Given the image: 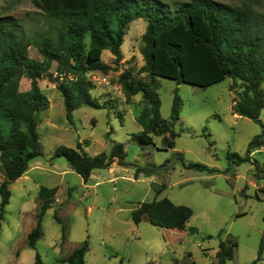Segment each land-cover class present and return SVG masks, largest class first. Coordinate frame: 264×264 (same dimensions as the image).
I'll list each match as a JSON object with an SVG mask.
<instances>
[{
  "label": "rangeland",
  "instance_id": "rangeland-1",
  "mask_svg": "<svg viewBox=\"0 0 264 264\" xmlns=\"http://www.w3.org/2000/svg\"><path fill=\"white\" fill-rule=\"evenodd\" d=\"M162 1L173 5L189 0ZM217 1L235 4L240 0ZM38 12L31 0H0V15L14 16L34 31L30 23ZM146 28L144 19L129 25L122 47L128 59L121 62L119 72L88 74L91 95L101 107L78 108L73 123L67 119L56 88V75L48 73L39 80L50 101V108L39 114L43 154L31 161L27 179L10 186L0 236V264H34L37 254L44 264H68L72 251L84 241L89 243L86 264H219L220 242L228 240L237 241L238 246L226 264H264V148L249 155V161L229 157H246L249 143L262 133L259 124L235 114V100L244 85L238 81L232 90L229 77L209 88L157 78L163 119L172 121L176 94L182 101L180 120L174 125L176 147L167 148L165 136H154L151 145L140 144L133 136L143 129L138 121L143 96L128 103L118 76L133 67L138 71L145 64L140 49ZM30 54L42 60L34 47ZM105 54L104 61L113 56L107 50ZM137 78L150 80L147 73ZM30 86V80L24 78L20 89L26 91ZM260 119L264 123V109ZM0 126L7 134L9 123L2 121ZM79 141L87 142L83 152L89 157L109 153L115 143L123 144L126 166L97 169L85 184L66 158L55 156L60 146L76 148ZM189 164L215 171L189 168ZM137 169L142 170L138 179ZM3 181L0 163V185ZM42 187L56 190L50 193V207L43 217L44 237L32 249L29 234L37 226ZM163 198L193 210L185 230L155 227L148 217L139 225L133 222L132 212L141 203ZM1 203L0 195V211Z\"/></svg>",
  "mask_w": 264,
  "mask_h": 264
},
{
  "label": "trees",
  "instance_id": "trees-1",
  "mask_svg": "<svg viewBox=\"0 0 264 264\" xmlns=\"http://www.w3.org/2000/svg\"><path fill=\"white\" fill-rule=\"evenodd\" d=\"M31 1L39 11L30 23L35 31L26 28L14 16L0 15V125L2 121L9 123L7 134L0 126V163L5 174L0 185V236L5 208L11 198L10 186L24 176L32 160L43 154L38 131L39 114L49 109L50 101L41 90L39 80L48 73L52 77L56 75V88L71 123L78 108H100L91 95L88 74L119 72L124 60L125 36L135 20L147 21L140 49L145 64L138 71L133 67L118 76L128 103L138 94L143 96V107L138 116L143 129L133 136L134 140L151 145L154 136H165L164 145L170 149L176 147L174 125L180 120L182 101L176 94L172 121L163 119L157 78L170 79L179 85L209 88L229 77L233 79L232 90L238 81L244 85L235 100V114L262 128V133L249 143L246 157L238 154L229 157L236 158L237 162L249 161V155L264 146V123L260 119L264 109V12L261 10L264 0H240L235 4L189 0L173 5L162 0ZM33 47L42 60L31 57ZM106 50L114 56L113 64L102 60ZM143 73H147L150 80L137 78ZM24 78L31 82L27 91L20 89ZM85 143H78L76 148L60 146L55 152L56 157L67 159L71 169L82 177L85 184L97 169H110L114 163L126 166L123 144L115 143L109 153L89 157L83 152ZM187 166L215 171L201 164ZM141 171L137 169L136 179ZM55 190L45 187L40 190L42 205L37 226L29 234L32 249H36L37 242L44 237L43 217L50 207V193ZM145 216L155 227L183 231L193 216V210L163 198L143 202L132 212L136 225L142 223ZM237 246L235 240L221 241L216 254L219 264L232 259ZM88 251L89 243L84 241L72 251L67 263L86 264ZM34 264H44L39 254Z\"/></svg>",
  "mask_w": 264,
  "mask_h": 264
},
{
  "label": "crops",
  "instance_id": "crops-1",
  "mask_svg": "<svg viewBox=\"0 0 264 264\" xmlns=\"http://www.w3.org/2000/svg\"><path fill=\"white\" fill-rule=\"evenodd\" d=\"M106 53V51H104V53H103V56H102V60L104 61V57H105V54ZM125 57V56H124ZM107 58H108V61H104L106 64H112L111 62H113V60H114V56H107ZM128 58L127 57H125V59H124V61L123 62H125L126 60H127ZM121 73V72H120ZM27 91V90H26ZM139 95V94H138ZM136 97V96H135ZM133 100V99H132ZM50 108V107H49ZM80 143H82V141H79ZM263 148L264 147H262V148H260L259 150H255V151H253V153L254 152H256V151H263ZM252 153V154H253ZM118 164L117 163H114L113 164V166L110 168V170H114L115 169V167L117 166ZM120 166V165H119ZM30 168L31 167H29V170L28 171H30ZM28 171L24 174V176H22L19 180H17V181H20V180H22V179H27V174H28ZM3 174H4V171H3ZM93 175V174H92ZM92 177V176H91ZM4 179H5V174H4ZM90 180H91V178H90ZM89 180V181H90ZM16 181V182H17ZM41 190V189H40ZM39 199H40V192H39ZM41 200V199H40ZM41 202H42V200H41ZM145 217H147V216H145ZM144 217V218H145ZM144 220V219H143ZM186 228H187V226H186Z\"/></svg>",
  "mask_w": 264,
  "mask_h": 264
}]
</instances>
